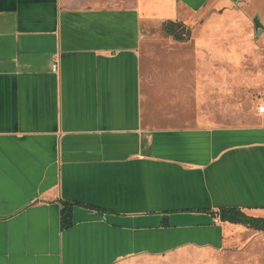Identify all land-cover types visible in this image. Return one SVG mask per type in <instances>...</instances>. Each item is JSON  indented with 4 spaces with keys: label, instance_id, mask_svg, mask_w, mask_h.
<instances>
[{
    "label": "crops",
    "instance_id": "0c3cea01",
    "mask_svg": "<svg viewBox=\"0 0 264 264\" xmlns=\"http://www.w3.org/2000/svg\"><path fill=\"white\" fill-rule=\"evenodd\" d=\"M235 4L264 27V0H0V264H264L217 215L264 218V125L203 114ZM165 22L194 49L148 69Z\"/></svg>",
    "mask_w": 264,
    "mask_h": 264
},
{
    "label": "rangeland",
    "instance_id": "374dc122",
    "mask_svg": "<svg viewBox=\"0 0 264 264\" xmlns=\"http://www.w3.org/2000/svg\"><path fill=\"white\" fill-rule=\"evenodd\" d=\"M223 15L218 17H225L229 21L225 27L228 34L210 37L206 45L222 51L215 65L218 71L212 76L218 82L228 79V89L220 90L216 104L205 105L203 114L220 125H264V113L259 111L264 109V27L255 30L253 20L257 18L256 15L236 4L229 14ZM206 16L214 17V14L207 13ZM163 36L161 30L145 33L148 44L143 47L142 58L148 69L150 61L155 58L161 60L169 49H194V41L190 38L188 45L172 48Z\"/></svg>",
    "mask_w": 264,
    "mask_h": 264
},
{
    "label": "trees",
    "instance_id": "16d2710c",
    "mask_svg": "<svg viewBox=\"0 0 264 264\" xmlns=\"http://www.w3.org/2000/svg\"><path fill=\"white\" fill-rule=\"evenodd\" d=\"M161 32L166 37H172L177 41H186L188 33H184L181 25L173 22H165L161 26ZM71 204H64L61 211V226L68 228L72 226V210ZM217 215L221 222L242 225L254 231L264 232V218H256L247 215L237 208H221L217 211Z\"/></svg>",
    "mask_w": 264,
    "mask_h": 264
},
{
    "label": "built area",
    "instance_id": "2783aa9c",
    "mask_svg": "<svg viewBox=\"0 0 264 264\" xmlns=\"http://www.w3.org/2000/svg\"><path fill=\"white\" fill-rule=\"evenodd\" d=\"M56 57L53 58L52 72H57L58 64ZM260 113H264V109L259 110Z\"/></svg>",
    "mask_w": 264,
    "mask_h": 264
}]
</instances>
